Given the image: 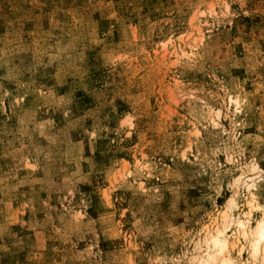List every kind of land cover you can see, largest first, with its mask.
Instances as JSON below:
<instances>
[{
    "label": "rangeland",
    "instance_id": "1",
    "mask_svg": "<svg viewBox=\"0 0 264 264\" xmlns=\"http://www.w3.org/2000/svg\"><path fill=\"white\" fill-rule=\"evenodd\" d=\"M252 198L264 0H0V264H191Z\"/></svg>",
    "mask_w": 264,
    "mask_h": 264
},
{
    "label": "bare ground",
    "instance_id": "2",
    "mask_svg": "<svg viewBox=\"0 0 264 264\" xmlns=\"http://www.w3.org/2000/svg\"><path fill=\"white\" fill-rule=\"evenodd\" d=\"M240 182L246 190L254 184L253 177L250 176H239L236 183ZM235 207L231 199L219 220L206 229L201 243L194 248L191 264H233L228 255L232 236L242 245L241 249H246L252 264H264V210L255 204L253 198L250 199L246 212L233 215ZM252 210H260L258 218L253 219ZM233 241L231 247L237 246Z\"/></svg>",
    "mask_w": 264,
    "mask_h": 264
}]
</instances>
